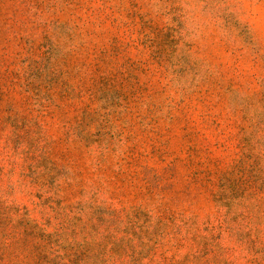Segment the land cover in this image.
Masks as SVG:
<instances>
[{"label": "rangeland", "instance_id": "374dc122", "mask_svg": "<svg viewBox=\"0 0 264 264\" xmlns=\"http://www.w3.org/2000/svg\"><path fill=\"white\" fill-rule=\"evenodd\" d=\"M0 264H264V0H0Z\"/></svg>", "mask_w": 264, "mask_h": 264}]
</instances>
